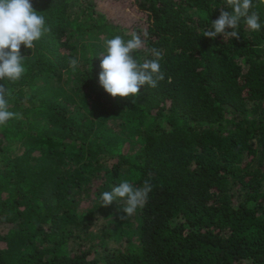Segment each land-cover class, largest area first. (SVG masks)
<instances>
[{"label":"trees","instance_id":"obj_1","mask_svg":"<svg viewBox=\"0 0 264 264\" xmlns=\"http://www.w3.org/2000/svg\"><path fill=\"white\" fill-rule=\"evenodd\" d=\"M31 2L50 31L0 81L15 114L0 126V264H264V27L203 36L224 0H126V21L95 0ZM133 32L165 79L113 98L98 56ZM146 179L127 220L123 201L102 206Z\"/></svg>","mask_w":264,"mask_h":264},{"label":"clouds","instance_id":"obj_2","mask_svg":"<svg viewBox=\"0 0 264 264\" xmlns=\"http://www.w3.org/2000/svg\"><path fill=\"white\" fill-rule=\"evenodd\" d=\"M257 5H264V0H224L217 19L211 22L209 29L203 36L215 39L220 36L226 40L240 39L239 27L243 22L252 31H260L264 24L261 22ZM31 0H0V81L16 82L21 79L26 69L25 56L21 54V46L27 50L35 47V42L50 31L45 25V18L38 14ZM143 37L148 33L143 32ZM146 40L141 34L131 33L127 41L120 35L105 41L106 54L100 58L99 85L113 98L138 97L140 89L146 85L150 88L158 87L165 79L161 71L160 59L162 52L156 48L149 51L152 59H145L142 63L134 57V53L145 47ZM70 67L76 69L78 61L71 59ZM170 82V78H169ZM11 90L5 84H0V126L15 115L8 110L7 97ZM133 103L136 101L133 100ZM153 185L149 179L143 181L142 186H134L128 181L120 183L111 191L102 193V206H110L113 202L123 201L122 211L125 215L121 220L133 216L138 208H143L148 200ZM245 264H252L245 261Z\"/></svg>","mask_w":264,"mask_h":264},{"label":"rangeland","instance_id":"obj_3","mask_svg":"<svg viewBox=\"0 0 264 264\" xmlns=\"http://www.w3.org/2000/svg\"><path fill=\"white\" fill-rule=\"evenodd\" d=\"M95 4L97 6L96 8L107 15L108 18H118L123 21L129 19L125 17V12L128 10L126 0H95ZM123 6H125L124 11L121 9Z\"/></svg>","mask_w":264,"mask_h":264}]
</instances>
